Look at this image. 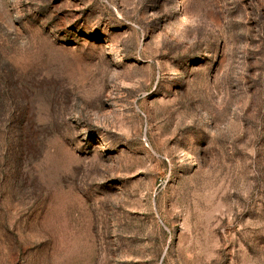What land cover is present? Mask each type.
<instances>
[{
	"label": "rangeland",
	"instance_id": "obj_1",
	"mask_svg": "<svg viewBox=\"0 0 264 264\" xmlns=\"http://www.w3.org/2000/svg\"><path fill=\"white\" fill-rule=\"evenodd\" d=\"M0 264H264V0H0Z\"/></svg>",
	"mask_w": 264,
	"mask_h": 264
}]
</instances>
